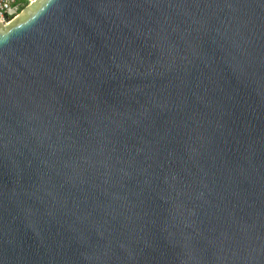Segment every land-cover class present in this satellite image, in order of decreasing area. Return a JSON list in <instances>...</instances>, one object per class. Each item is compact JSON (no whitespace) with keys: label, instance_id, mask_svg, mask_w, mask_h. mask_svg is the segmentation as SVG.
Instances as JSON below:
<instances>
[{"label":"water","instance_id":"95a60500","mask_svg":"<svg viewBox=\"0 0 264 264\" xmlns=\"http://www.w3.org/2000/svg\"><path fill=\"white\" fill-rule=\"evenodd\" d=\"M0 264H264V0L0 23Z\"/></svg>","mask_w":264,"mask_h":264},{"label":"built area","instance_id":"2783aa9c","mask_svg":"<svg viewBox=\"0 0 264 264\" xmlns=\"http://www.w3.org/2000/svg\"><path fill=\"white\" fill-rule=\"evenodd\" d=\"M33 0H0V23L7 24Z\"/></svg>","mask_w":264,"mask_h":264}]
</instances>
